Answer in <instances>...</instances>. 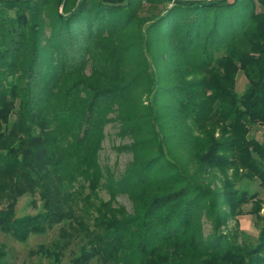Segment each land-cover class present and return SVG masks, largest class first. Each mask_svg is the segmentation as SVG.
<instances>
[{"label":"trees","instance_id":"trees-1","mask_svg":"<svg viewBox=\"0 0 264 264\" xmlns=\"http://www.w3.org/2000/svg\"><path fill=\"white\" fill-rule=\"evenodd\" d=\"M257 1L0 0V231L57 227L34 250L50 264H264L220 230L257 199L264 239L259 193L238 186H264ZM109 124L123 170L100 160ZM27 193L40 208L19 216Z\"/></svg>","mask_w":264,"mask_h":264},{"label":"rangeland","instance_id":"rangeland-1","mask_svg":"<svg viewBox=\"0 0 264 264\" xmlns=\"http://www.w3.org/2000/svg\"><path fill=\"white\" fill-rule=\"evenodd\" d=\"M255 2L256 4H259L257 0H255ZM146 13L147 12L143 14ZM246 82L247 80L244 74L240 71L237 77V91L239 93H242L245 90ZM116 132L117 129L114 128L112 124H109L106 127V138L103 141L100 160L103 166L119 171L125 168L127 162L131 158V154L124 150H118V146L123 143V140ZM251 135L262 140L264 138L263 128L260 126L255 127L252 130ZM238 186L247 188L250 192L257 191L259 193V197L261 198L259 200V205H261L259 214L264 216V186L260 181L258 179L250 180L245 178L238 181ZM101 194L104 198H109V193H107L106 190ZM34 200L36 202H34ZM118 201L131 209L132 202L128 195L123 193L119 194ZM256 201L257 199H254L242 205L240 208V214L239 211L235 210V213L239 214L237 219L235 217L229 219L227 224L221 227V233L225 234V236L232 237L231 240L238 244H244L245 239H247L251 240L254 246L260 244V247H264V239L259 238L261 220L251 213L252 209L256 206ZM40 205L41 200L39 199L38 194H23L18 199L16 213L19 216L35 214L38 212ZM203 222L205 233L209 234L212 229L211 219L205 217ZM57 230L56 227L46 234H33L26 242H20L11 235L0 231V247H2L6 253L5 259L7 260V264H50L46 258H41L38 254L34 253V250L37 248L38 244L42 242H50L57 235Z\"/></svg>","mask_w":264,"mask_h":264}]
</instances>
